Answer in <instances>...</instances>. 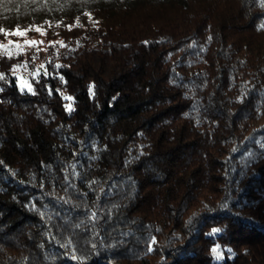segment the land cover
Wrapping results in <instances>:
<instances>
[{
  "label": "trees",
  "instance_id": "trees-1",
  "mask_svg": "<svg viewBox=\"0 0 264 264\" xmlns=\"http://www.w3.org/2000/svg\"><path fill=\"white\" fill-rule=\"evenodd\" d=\"M262 24L264 0H0V264H264Z\"/></svg>",
  "mask_w": 264,
  "mask_h": 264
},
{
  "label": "snow or ice",
  "instance_id": "snow-or-ice-1",
  "mask_svg": "<svg viewBox=\"0 0 264 264\" xmlns=\"http://www.w3.org/2000/svg\"><path fill=\"white\" fill-rule=\"evenodd\" d=\"M261 27L264 28V24H262ZM69 29H71V26H69ZM37 30L39 31V29H37ZM12 34L20 35L21 33L19 32V30H17V32L12 33ZM209 39H211V38H209ZM33 43H35V42H33ZM145 43H147V42H145ZM60 67H61V65H59V64L56 65V68H60ZM45 75H48V74L45 73ZM0 79H4V76H3V75H0ZM60 79L63 80V79H64L63 76H60ZM93 88H94V85H90V86H89L88 91H89L90 96H94ZM2 91H3V89L0 88V92H2ZM29 91H32L31 88H29ZM57 92H59V90H57ZM32 94L34 95L35 92L33 91ZM51 94H52V91H51V89H49V95H51ZM60 94L63 96L62 93H60ZM63 98H64L65 100H67V101H73V99H74V98L71 97V96H64ZM64 107H65L66 112H67L69 115H70L71 112L74 110V109L72 108V105H71L70 103H69V104H65ZM72 167H73V169H75L76 165H73ZM76 175H78V173H76ZM65 179L67 180V176L65 177ZM95 217H96V213L93 212V213H92V218L95 219ZM216 231H218V230H216V229L213 230V232H216ZM154 242H155V241L153 240V243H154ZM149 251H151V248H149ZM216 251H217V249H213V252H214V253H216ZM71 258H72V259H76V257H75L74 255H73Z\"/></svg>",
  "mask_w": 264,
  "mask_h": 264
},
{
  "label": "rangeland",
  "instance_id": "rangeland-1",
  "mask_svg": "<svg viewBox=\"0 0 264 264\" xmlns=\"http://www.w3.org/2000/svg\"><path fill=\"white\" fill-rule=\"evenodd\" d=\"M17 85L21 91L29 89L28 83L21 76L17 78Z\"/></svg>",
  "mask_w": 264,
  "mask_h": 264
}]
</instances>
